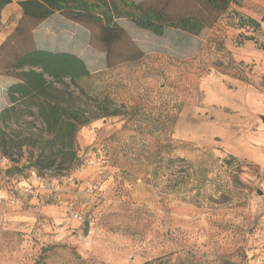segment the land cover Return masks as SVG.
Segmentation results:
<instances>
[{"label":"rangeland","instance_id":"1","mask_svg":"<svg viewBox=\"0 0 264 264\" xmlns=\"http://www.w3.org/2000/svg\"><path fill=\"white\" fill-rule=\"evenodd\" d=\"M135 1L209 14L202 0ZM241 15L264 20V0H234L198 35L121 18L111 67L83 24L55 13L34 30L39 47L85 60L88 76L65 78L75 102L108 97L118 114L82 127V163L43 181L17 168L26 148L0 151V264H264V25ZM0 17L1 42L18 3ZM15 81L0 70V106Z\"/></svg>","mask_w":264,"mask_h":264},{"label":"trees","instance_id":"2","mask_svg":"<svg viewBox=\"0 0 264 264\" xmlns=\"http://www.w3.org/2000/svg\"><path fill=\"white\" fill-rule=\"evenodd\" d=\"M202 1L208 15H170L161 7L135 0H0V16L13 2L18 3L22 13L13 32L0 42V70L17 79L7 89L10 104L0 110L1 153L15 160V154L19 152L23 156L22 150L26 148V164L17 167L20 170L34 169L40 175L68 173L82 163L78 153V131L95 119L118 114L116 109H110L112 100L108 97L98 101L96 109L88 102H75L65 78L76 82L88 76L90 70L85 60L71 51H52L37 45L34 30L44 21L60 13L91 28L94 31L91 38L106 49L107 65L111 67L117 63L116 58H121L112 47L128 35L119 19L127 18L137 27L158 36L171 28L198 35L215 23L234 0ZM239 22L240 26H262L260 20L251 16L241 15ZM137 48L139 56L129 59L143 55ZM28 116L33 119H27ZM36 120L41 121V129H35ZM23 123L24 130H19ZM223 264L238 263L227 260Z\"/></svg>","mask_w":264,"mask_h":264},{"label":"built area","instance_id":"3","mask_svg":"<svg viewBox=\"0 0 264 264\" xmlns=\"http://www.w3.org/2000/svg\"><path fill=\"white\" fill-rule=\"evenodd\" d=\"M260 73L264 74V65L261 67ZM30 172L37 179H39L41 181L45 180V176H42V175L38 174V172L36 170L31 169ZM22 184H24V185H22ZM21 186H23L25 190H30L31 189L30 185L28 183H25V182L21 183ZM85 205H87V202L85 203ZM75 216L79 217V218H82V215H81L80 212H76Z\"/></svg>","mask_w":264,"mask_h":264},{"label":"crops","instance_id":"4","mask_svg":"<svg viewBox=\"0 0 264 264\" xmlns=\"http://www.w3.org/2000/svg\"><path fill=\"white\" fill-rule=\"evenodd\" d=\"M252 17H254V18H256V19H258V20H260L262 23H263V25H264V20H263V17H262V20L261 19H259L257 16H255V15H253ZM5 102V101H4ZM6 106H8L7 105V103H4L2 106H0V110H2L3 108H5Z\"/></svg>","mask_w":264,"mask_h":264},{"label":"water","instance_id":"5","mask_svg":"<svg viewBox=\"0 0 264 264\" xmlns=\"http://www.w3.org/2000/svg\"><path fill=\"white\" fill-rule=\"evenodd\" d=\"M262 121L264 122V116L262 117ZM259 194H263V192L261 190H258Z\"/></svg>","mask_w":264,"mask_h":264}]
</instances>
